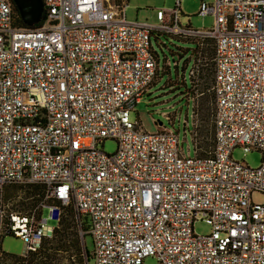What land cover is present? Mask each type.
<instances>
[{"label":"built area","instance_id":"2783aa9c","mask_svg":"<svg viewBox=\"0 0 264 264\" xmlns=\"http://www.w3.org/2000/svg\"><path fill=\"white\" fill-rule=\"evenodd\" d=\"M176 1L151 24L128 20L127 0H43L44 22L26 28L0 0V258L8 235L24 254L38 251L71 210L92 237L94 264H264V203L252 200L264 194V0H202L211 28L182 25ZM161 33L213 45L215 137L205 156L193 96L194 155L179 130L159 122L148 132L132 119L157 75L152 37ZM109 138L112 154L99 148ZM236 146L260 151L261 164L234 160ZM14 185L40 187L36 205L6 203ZM199 220L210 233H195Z\"/></svg>","mask_w":264,"mask_h":264},{"label":"rangeland","instance_id":"374dc122","mask_svg":"<svg viewBox=\"0 0 264 264\" xmlns=\"http://www.w3.org/2000/svg\"><path fill=\"white\" fill-rule=\"evenodd\" d=\"M207 1L212 2L213 0ZM176 2V0H127L126 18L131 21L138 20L159 24L158 10L172 9L176 6ZM201 2L202 0L181 1L182 12L180 13V21L182 25L190 24L193 28H211L214 25V17L212 15L206 17L198 15ZM152 43L159 55L158 74L151 87L142 96L141 101L137 103L135 111L131 114L132 119L140 121L148 132H156L161 127L159 122L179 130L180 142L184 147L185 153L194 155L192 141L195 129L192 117L194 111L193 96L196 109L199 111L198 123L195 129L196 136L194 134V138H197L200 142L203 148L202 153L204 150H211L214 146L215 137L213 123L215 97L210 89L214 80V48L212 44L207 42L203 47L204 49L202 48L201 52L197 53L200 70L199 73L195 72L193 75L192 79L195 82V86L190 92V70L194 65L196 42L184 40L170 34H161L158 39L153 35ZM174 60L178 62L177 66L174 64ZM184 78L186 84L182 82ZM204 114H206L205 119H203ZM169 117L174 118V125L170 122ZM185 121H188V126L186 127ZM188 144L191 149L188 148ZM117 146V141L111 138L106 139L104 143H99V148L110 154L116 151ZM232 157L234 160L247 163L253 168L258 167L262 161L260 151L251 150L246 152L242 146H236L233 149ZM32 188L33 186H8L4 192L5 202L21 212L30 210L36 205L38 199V196L34 195ZM252 200L264 203V194L255 192L252 194ZM47 215L48 209H45L43 217ZM56 224L55 220H49L47 226L54 227ZM62 225L68 226V232H75L80 236L81 247L86 243L89 251H93L92 237L85 233V229L75 221L71 210L63 217L57 229L62 228ZM194 230L197 234H208L211 231V227L205 221L199 220L194 224ZM55 234L56 231L52 237L47 239H52ZM1 248L5 254L0 258V264H22L20 257H25L23 255L25 253V243L22 239L14 235H8L3 239ZM26 256V264H32L31 254ZM53 257L54 264H77L78 259L74 250H59ZM84 259L86 264L87 260L85 257ZM39 261L40 259H38ZM90 264H94L93 258H91ZM144 264H159V261L156 257L149 256L144 259Z\"/></svg>","mask_w":264,"mask_h":264},{"label":"trees","instance_id":"16d2710c","mask_svg":"<svg viewBox=\"0 0 264 264\" xmlns=\"http://www.w3.org/2000/svg\"><path fill=\"white\" fill-rule=\"evenodd\" d=\"M10 1H11V4L13 6L14 11L16 12V24L19 27L36 28V27H39L44 22L45 17L43 18L42 22H40L38 24H35L33 26L26 25V23L23 21L22 17L20 16L15 3L12 0H10ZM161 34H167V33H161ZM161 34H156L155 37L158 39ZM170 35H172V34H170ZM174 36H177V35H174ZM177 37H180V38H182L184 40H189V41L196 42L197 48L194 50V55H195L196 59H197V53L201 52L202 48L205 46V44H207V42H205V44L203 46H200L195 39H187V38H183L181 36H177ZM168 63H169V60H168ZM174 64L177 66L178 62L174 60ZM168 65L170 67V63ZM157 74H158V72H157ZM182 82H184V81H182ZM184 84H186V83L184 82ZM191 89H193V84L192 83H191V87L189 88L190 92H191ZM197 111L198 110L195 107V112L199 116V111L198 112ZM205 118H206V114L203 115V119H205ZM197 147H198L199 153L201 155L205 156V155L208 154V150H204L203 153L201 152L203 150V148L201 147L199 141H198ZM32 190H33L34 195L41 194V192H42L41 188L38 187V186H33ZM62 226H63L62 228H59V229L56 230V234H55V236L52 239H47V240L44 241L42 247L38 251L27 253V254H31V256H32V260H31L32 264H54L53 263V261H54L53 255L59 250H62V251H64V250L65 251L74 250L75 254H76L77 258H78L77 259V264H85L84 257L86 258L87 261L90 262V260L92 258L91 257V252L89 251L86 243H85L84 246L81 247L80 236L77 233H75V232H73V233L72 232H68L67 231L68 226H66V225H62ZM84 229L86 230V227H84ZM85 236H87V235L85 234ZM27 254H23V255H25V257H20L21 258L20 262L22 264H26L27 263L26 262V260H27V256L26 255ZM37 258L40 259L39 262H38ZM36 259H37V261H35ZM34 261H35V263H33Z\"/></svg>","mask_w":264,"mask_h":264},{"label":"water","instance_id":"95a60500","mask_svg":"<svg viewBox=\"0 0 264 264\" xmlns=\"http://www.w3.org/2000/svg\"><path fill=\"white\" fill-rule=\"evenodd\" d=\"M20 16L28 26H33L42 21L44 4L43 0H13Z\"/></svg>","mask_w":264,"mask_h":264},{"label":"flooded vegetation","instance_id":"af4514ba","mask_svg":"<svg viewBox=\"0 0 264 264\" xmlns=\"http://www.w3.org/2000/svg\"><path fill=\"white\" fill-rule=\"evenodd\" d=\"M13 1V0H12ZM14 2V1H13Z\"/></svg>","mask_w":264,"mask_h":264}]
</instances>
